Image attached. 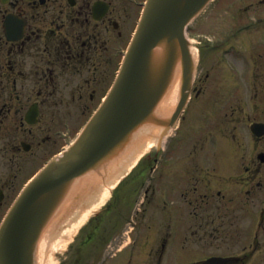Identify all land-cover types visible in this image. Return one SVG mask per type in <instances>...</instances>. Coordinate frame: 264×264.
I'll use <instances>...</instances> for the list:
<instances>
[{
  "label": "flooded vegetation",
  "instance_id": "flooded-vegetation-1",
  "mask_svg": "<svg viewBox=\"0 0 264 264\" xmlns=\"http://www.w3.org/2000/svg\"><path fill=\"white\" fill-rule=\"evenodd\" d=\"M95 1L7 0L0 3V20L9 11L25 17L24 31L19 39L6 41L0 30V151L3 149L8 153L4 159L11 163L5 164L8 170L1 171L0 175L3 177L11 172L7 177L10 182L17 173L13 166L19 169L26 161L27 151L22 145L19 147L17 135L29 141L25 144L28 149L33 141L36 147L46 141L54 145L56 137L51 134V129L57 127L62 105L78 100V75L86 71L87 77L97 86L110 75L115 56L124 44L127 23L137 12L136 0H106L107 8L98 19L93 14ZM122 1L126 2L123 9L119 8ZM91 83L83 76L79 87L82 85L89 92L93 88ZM95 92L94 88L92 97ZM32 104H37L39 116L33 124H28L24 116ZM44 118L48 120H42ZM41 133L43 135L39 136ZM149 188L146 189L149 192L146 198L134 212V226L130 228L132 236L126 241L127 245L111 254L105 264L162 263L167 239L161 237L159 241L158 198L161 195L169 198V221L165 233L168 237L172 235L174 210L180 208V202L175 203L172 199L178 197L180 200V197L171 185L169 192L154 189L151 185ZM161 201L164 204L166 199ZM189 202L193 203L192 200ZM196 207L200 208V204L191 206L188 213L196 215L197 212L191 210ZM159 219L162 231L166 217L164 221L160 212ZM119 221L104 230L102 241L105 247L125 241V214ZM248 246L246 244L245 249Z\"/></svg>",
  "mask_w": 264,
  "mask_h": 264
},
{
  "label": "water",
  "instance_id": "water-1",
  "mask_svg": "<svg viewBox=\"0 0 264 264\" xmlns=\"http://www.w3.org/2000/svg\"><path fill=\"white\" fill-rule=\"evenodd\" d=\"M205 1L148 0L108 98L76 142L32 180L1 226L0 264H33L35 236L55 198L74 176L101 162L147 116L168 80L179 48L185 56L184 91L189 79V59L183 29ZM164 39L168 43L167 53L160 66L154 68L152 48Z\"/></svg>",
  "mask_w": 264,
  "mask_h": 264
},
{
  "label": "rangeland",
  "instance_id": "rangeland-1",
  "mask_svg": "<svg viewBox=\"0 0 264 264\" xmlns=\"http://www.w3.org/2000/svg\"><path fill=\"white\" fill-rule=\"evenodd\" d=\"M223 2L224 4L219 8ZM252 2V4H255L256 0H252ZM212 3L213 2L210 4ZM241 3H246V0H221L214 9L216 11L214 13H217V15L211 12L214 5H211L210 8L208 6L206 10L202 12V17H199L197 20L195 19V21L190 24L188 28L189 36L196 40L210 37L211 42L224 41L227 35L231 34L234 28L242 23V21L244 24L250 23L252 18L264 14V4H257L258 6L252 5L247 12H240V15L237 16V14L234 13V7L237 9L238 6L235 5ZM209 12L211 13L208 15ZM257 27L259 28L256 31H240L233 39H229V41L224 44L225 48H212L209 50L206 56L201 57L203 60H199L198 71H200L201 68L204 72L205 70L209 71L210 74V79L202 83L203 90L199 93L200 97L204 99V96H216L217 99L215 101L217 103L212 106V109L217 114L225 113L224 116L220 115L221 118L213 123L214 126H211L214 134L218 135L220 138V140H218L219 143L226 141V143L230 144L232 153H236L239 159L253 157L254 163L258 164L255 153L259 147H264V136L260 139L261 145L257 146L255 141H251V133L249 130L250 118L264 120V69L261 67V63L256 56H254L257 53V47H259L260 44L264 45V42L262 43V39L264 38V23H258ZM231 45H233L238 52L235 53L232 48L227 50ZM212 46L213 45H211V47ZM203 51L206 52V49ZM262 55H264V51ZM258 67H261L263 70ZM256 71L261 73L259 77L255 76ZM197 86H201L200 82H198ZM192 104L193 107H195V105H200L197 99L193 100ZM246 113H251L252 115L245 117L244 115ZM83 119L84 117L79 119L72 127V130H75ZM212 120L214 121L215 119L212 118ZM72 136L73 133H71V137ZM226 143L219 145V147L224 149ZM7 155L8 153L4 150L0 151V167H2L3 170L5 169L6 163L4 158ZM39 158L38 156L37 159ZM41 158H43V156ZM28 160L32 161L27 164L20 174H23L27 170L30 172L42 161V159L39 160L40 162L36 160L38 161L36 163L33 159L29 158ZM22 179L23 176L20 178V175H18L15 181L13 179V183L19 184ZM259 181L262 182L260 183ZM253 183L255 185L254 207L255 210H257L260 203L259 200L264 199V164L261 170L254 174ZM4 186L10 191L11 184L5 182ZM108 196L106 198H108ZM8 200L9 197H5L0 204V214ZM101 203L99 205H101ZM73 215L74 212L67 215V219L65 218L64 220V222H66L65 225L68 226L67 228L73 227L75 229L79 226L77 225L76 227L75 224H70L68 222L72 219L71 216ZM60 225H58V227H61ZM61 229L62 227L59 228V233L57 232L54 237V240L60 242V244L56 245V247L54 246L49 254L52 264H57V261L61 264L67 263L68 255L65 256L66 251L64 249L69 245V240L74 237V234H70V239L60 240L62 239ZM74 231H72V233ZM174 262L175 259L169 260V264H174Z\"/></svg>",
  "mask_w": 264,
  "mask_h": 264
},
{
  "label": "bare ground",
  "instance_id": "bare-ground-1",
  "mask_svg": "<svg viewBox=\"0 0 264 264\" xmlns=\"http://www.w3.org/2000/svg\"><path fill=\"white\" fill-rule=\"evenodd\" d=\"M191 51L193 53L194 57H197L196 49L191 46ZM179 79V67L177 66L174 73L171 75V88L167 91L165 94V97L162 100L161 105L159 106L160 112L164 113L168 110L169 106L176 101L178 96V80ZM145 129L149 130V133H138V138L136 135V138L129 143L126 150L123 148V150L119 153L118 156H116L115 153H113V158L111 161H109L106 165L105 174L106 173H112L114 170L116 172H119L120 168H123V166H127L139 157L140 153L144 150L149 148L152 144H155L158 138V131L157 128H151V127H145ZM144 146V147H143ZM117 176V175H116ZM116 176H110L109 174L105 177L107 179L108 185L105 186V179L102 180V177L98 175V173L95 172H89L83 176H78L76 181L74 182L72 189L68 191L69 185L72 183H69L68 187H63L62 191L58 194L60 200H64L61 203V208L64 209V211H69L71 208H73L76 205L82 204L86 198L96 193H99L98 197L94 195V199L98 201H94L91 205H89L88 208L81 209L83 210L79 216L78 220L75 222V224L83 221L86 217V215L90 212L91 209L94 208L103 198L107 195L109 192V189L113 186V184L116 182L117 178ZM103 183V189L101 192L99 191L98 186ZM98 189V192L95 193V190ZM97 197V198H96ZM100 198V199H99ZM68 202V205H67ZM98 202V203H97ZM97 203V204H96ZM71 204V206H70ZM91 207V208H90ZM76 213L78 212V209L75 210ZM59 216L56 214V217L53 220H48L46 224H42L39 227L40 233L37 234V237L35 236V240H37V245L34 250L35 252V264H52L50 261V252L51 249L56 247V245H59L60 242L54 240L55 234L59 231L57 219ZM64 214L60 216V218H64ZM62 239L60 240H66L68 239V235L71 236L69 233L72 232V230H60ZM59 233V232H58ZM60 236V234H59Z\"/></svg>",
  "mask_w": 264,
  "mask_h": 264
}]
</instances>
